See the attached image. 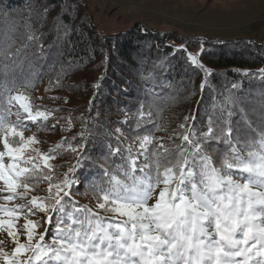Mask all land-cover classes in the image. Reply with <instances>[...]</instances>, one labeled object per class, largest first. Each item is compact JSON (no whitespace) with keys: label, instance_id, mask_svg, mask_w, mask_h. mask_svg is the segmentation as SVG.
Instances as JSON below:
<instances>
[{"label":"snow or ice","instance_id":"obj_1","mask_svg":"<svg viewBox=\"0 0 264 264\" xmlns=\"http://www.w3.org/2000/svg\"><path fill=\"white\" fill-rule=\"evenodd\" d=\"M9 9L0 8V15L7 17ZM27 27L29 41H39L31 25ZM14 43L0 40V61L15 56L13 63L19 66L23 49L12 52ZM38 47L43 56V45ZM188 59L204 69L205 77L210 74L197 56L188 53ZM260 73L264 76V69ZM32 87V81L23 84L24 89ZM228 103H233L231 97ZM16 104L19 108L13 112ZM55 111L59 109L34 110L29 94L15 82L0 87V193H8L0 198L27 201L11 208L0 205V230L6 226L15 244L12 254L0 249L2 264H264V128L258 140L248 138L233 125L228 110L219 123L209 119L207 130L198 135L196 117L185 116L178 133L182 142L172 147L157 143L159 138L150 133H137L135 145L127 143L118 128L116 146L106 147L108 156L119 154L122 162L111 172L100 165L106 179L90 184L97 201L93 209L71 198L78 183L75 173L90 160L87 145H69L76 163L54 183L50 161L58 152L41 153L32 147L40 143L36 136H24L25 121H39L43 127ZM12 115L17 117L14 122L7 119ZM135 117L138 130L151 122L152 106L145 111L141 104ZM63 119L69 120L64 130H70V118ZM80 135L87 138L83 131ZM219 142L226 145L224 151ZM41 183L48 184L46 194L29 196ZM154 195V203H149ZM69 204L71 212L66 211ZM39 213L45 214L43 220L29 219ZM21 215L25 242H20L14 223ZM40 227L44 232H38Z\"/></svg>","mask_w":264,"mask_h":264},{"label":"trees","instance_id":"obj_2","mask_svg":"<svg viewBox=\"0 0 264 264\" xmlns=\"http://www.w3.org/2000/svg\"><path fill=\"white\" fill-rule=\"evenodd\" d=\"M0 8L9 9L7 17L0 15V40L15 41L12 52L23 49L19 66L13 63L15 56L0 61L3 82L0 87L5 84L11 87L15 82L21 92L29 94L34 110L59 109L43 122V127L39 121L35 124L25 121L24 128V132L46 133L47 147L58 152L50 161L54 165V183L63 180L64 173L76 163L77 157L69 145H87L90 160L84 169L75 173L78 183L71 189V198L78 205L96 209L97 201L90 184L106 179L100 165L111 172L121 164L120 155L108 156L106 147L116 146L118 128L123 134L121 139L127 138V143L135 145L132 138L137 133H150L159 138L157 143L172 147L182 142L178 133L185 116L196 117L199 135L207 130L209 119L219 123L222 114L231 110L233 125L239 126L248 138L259 139L257 133L264 128V76L260 73L264 69V44L258 40H207L194 36L183 39L172 32L149 29L142 23L103 38L91 25L82 0H2ZM28 25L39 41H29ZM26 44L29 47L24 49ZM39 44L45 50L43 56L39 53ZM199 47L202 51L198 60L210 70L207 77L204 69L192 65L188 59V53L193 55ZM183 48L187 52L176 51ZM25 81H32L34 87L24 89ZM141 104L145 111L152 106V117L150 123L137 130L135 113ZM63 118H70L68 131L64 129L69 127V120ZM126 118L127 123H123ZM7 119L14 122L17 117L12 115ZM82 131L86 139L81 138ZM60 144L64 146L56 149ZM217 147L220 151L226 149L223 142ZM47 188V183H41L29 196H43ZM158 192L159 189L157 195ZM155 198L154 195L149 203ZM25 203L24 199L11 203L3 200L1 205L11 208ZM66 211H72L71 204ZM44 217V213H39L29 219L43 220ZM18 221L25 223L23 215L14 223ZM52 231L54 228L46 240ZM38 232H44V228L40 227ZM18 233L22 242V228Z\"/></svg>","mask_w":264,"mask_h":264},{"label":"rangeland","instance_id":"obj_3","mask_svg":"<svg viewBox=\"0 0 264 264\" xmlns=\"http://www.w3.org/2000/svg\"><path fill=\"white\" fill-rule=\"evenodd\" d=\"M82 2L95 32L103 38L142 23L149 29L172 32L176 37L183 39L192 36L207 40L252 38L264 44V0H82ZM201 51L202 48L199 47L193 55L198 59ZM18 108L19 105L16 104L12 109L15 112ZM31 135H35L40 141L32 147L46 153L49 150L47 134L37 130L24 132L25 138ZM5 195L8 193H0V197ZM2 202L3 199L0 198V205ZM15 225L19 230L23 221H18ZM17 234L19 237V233ZM21 239L22 242L26 241L24 233ZM0 242H2L0 249L12 254L15 244L7 235L6 226L5 230H0Z\"/></svg>","mask_w":264,"mask_h":264},{"label":"crops","instance_id":"obj_4","mask_svg":"<svg viewBox=\"0 0 264 264\" xmlns=\"http://www.w3.org/2000/svg\"><path fill=\"white\" fill-rule=\"evenodd\" d=\"M260 42V41H259Z\"/></svg>","mask_w":264,"mask_h":264}]
</instances>
